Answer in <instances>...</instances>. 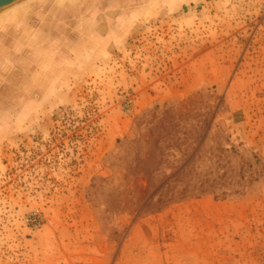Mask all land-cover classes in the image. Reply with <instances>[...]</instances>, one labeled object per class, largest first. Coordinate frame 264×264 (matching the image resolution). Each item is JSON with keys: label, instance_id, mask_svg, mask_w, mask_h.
<instances>
[{"label": "rangeland", "instance_id": "1", "mask_svg": "<svg viewBox=\"0 0 264 264\" xmlns=\"http://www.w3.org/2000/svg\"><path fill=\"white\" fill-rule=\"evenodd\" d=\"M0 264H264V0L0 8Z\"/></svg>", "mask_w": 264, "mask_h": 264}, {"label": "water", "instance_id": "2", "mask_svg": "<svg viewBox=\"0 0 264 264\" xmlns=\"http://www.w3.org/2000/svg\"><path fill=\"white\" fill-rule=\"evenodd\" d=\"M15 1H17V0H0V8L8 6V5L14 3Z\"/></svg>", "mask_w": 264, "mask_h": 264}, {"label": "trees", "instance_id": "3", "mask_svg": "<svg viewBox=\"0 0 264 264\" xmlns=\"http://www.w3.org/2000/svg\"><path fill=\"white\" fill-rule=\"evenodd\" d=\"M175 176H176V175H175ZM160 201H162V199H161Z\"/></svg>", "mask_w": 264, "mask_h": 264}]
</instances>
